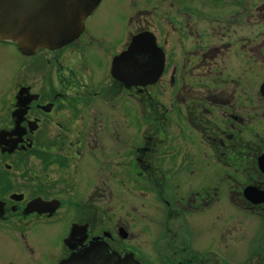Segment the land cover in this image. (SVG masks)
<instances>
[{"label":"flooded vegetation","instance_id":"1","mask_svg":"<svg viewBox=\"0 0 264 264\" xmlns=\"http://www.w3.org/2000/svg\"><path fill=\"white\" fill-rule=\"evenodd\" d=\"M94 12L61 47L0 37V264H151L115 217L123 178L188 219L211 205L214 167L227 199L264 214V0H121L113 41ZM184 224L162 264H211Z\"/></svg>","mask_w":264,"mask_h":264},{"label":"rangeland","instance_id":"2","mask_svg":"<svg viewBox=\"0 0 264 264\" xmlns=\"http://www.w3.org/2000/svg\"><path fill=\"white\" fill-rule=\"evenodd\" d=\"M118 1L121 0H104L92 16L94 22L105 24V32L110 35L111 41L114 34H118L114 31L116 24L113 22L115 18L113 9ZM251 1L255 2V0ZM199 24L208 26L205 19L199 20ZM117 26L122 28L123 24ZM245 30L251 34L254 28L249 25ZM238 31L243 29L238 27ZM2 66L4 67V64ZM208 80L211 82V78L208 77ZM175 161L174 159L173 162ZM213 168H211V205L206 207L200 204L195 210L190 209L191 214L188 219L176 218L157 199L151 197V200H144L142 197H133V193H130L133 191L132 184L128 182L124 184L127 178H123V185H119V193H113V200L117 203L112 200L111 204L116 211L115 217L117 218L118 215L120 217L118 221L128 226L129 231L134 234V243L141 247L142 257L148 259L147 262L162 264L166 259L175 257L173 253L176 245L173 247V243L175 240L179 241V232L185 233L184 221H187L190 223V229L194 230V233L192 232L194 245L211 250L200 251L206 261L207 254L211 252L209 255L211 264H264V214L260 215L257 209L244 204L243 201L235 200L236 198L227 199L230 193L227 194L226 186L220 180L224 173L215 169V180H213ZM197 174L200 175L198 178L200 182L208 179V171L200 170ZM196 179L192 177L189 183L186 181L184 193L180 191L177 195L189 193L190 188L195 186ZM112 188L116 190L118 186ZM220 195L225 196H222V200H217ZM132 205L134 206L130 208ZM142 207L150 211V217L135 216V214L139 215L137 212ZM129 209L132 214L127 215ZM194 226L197 227L196 231ZM188 241L191 242L189 234Z\"/></svg>","mask_w":264,"mask_h":264},{"label":"water","instance_id":"3","mask_svg":"<svg viewBox=\"0 0 264 264\" xmlns=\"http://www.w3.org/2000/svg\"><path fill=\"white\" fill-rule=\"evenodd\" d=\"M97 3L98 0H0V37L18 41L24 52L44 46L59 47L79 35L83 19L94 10ZM144 34H141L140 38L143 35L150 36V49L156 55L153 58H158L159 61L161 55L155 38L151 33ZM136 44L133 43L130 50L121 54L119 59L132 55ZM117 63L118 60L114 64V74L122 81L128 82L126 78L132 75L126 74ZM158 75L156 67V71L148 76V81H155Z\"/></svg>","mask_w":264,"mask_h":264}]
</instances>
